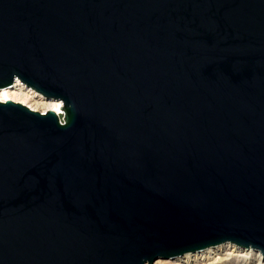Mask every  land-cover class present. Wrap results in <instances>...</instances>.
I'll use <instances>...</instances> for the list:
<instances>
[{"label":"water","instance_id":"95a60500","mask_svg":"<svg viewBox=\"0 0 264 264\" xmlns=\"http://www.w3.org/2000/svg\"><path fill=\"white\" fill-rule=\"evenodd\" d=\"M0 264L264 255V0H0Z\"/></svg>","mask_w":264,"mask_h":264},{"label":"bare ground","instance_id":"6f19581e","mask_svg":"<svg viewBox=\"0 0 264 264\" xmlns=\"http://www.w3.org/2000/svg\"><path fill=\"white\" fill-rule=\"evenodd\" d=\"M5 100L23 103L37 111L50 110L55 114L63 109L60 99L45 97L17 78L13 79L10 85L0 86V101ZM171 258L182 264H213L219 260L232 264H264V255L259 249L251 246L244 247L232 241H223L186 251Z\"/></svg>","mask_w":264,"mask_h":264},{"label":"rangeland","instance_id":"374dc122","mask_svg":"<svg viewBox=\"0 0 264 264\" xmlns=\"http://www.w3.org/2000/svg\"><path fill=\"white\" fill-rule=\"evenodd\" d=\"M56 116L58 117V119H60V121H63L65 119L66 113H65V108L63 107V109L61 111H59ZM176 261V262H175ZM218 262V263H217ZM213 264H232L230 262L228 263H224V261H217ZM182 264L181 262H178V260H175L173 258H157L153 261L152 264Z\"/></svg>","mask_w":264,"mask_h":264}]
</instances>
